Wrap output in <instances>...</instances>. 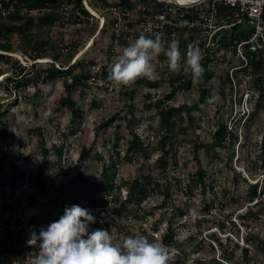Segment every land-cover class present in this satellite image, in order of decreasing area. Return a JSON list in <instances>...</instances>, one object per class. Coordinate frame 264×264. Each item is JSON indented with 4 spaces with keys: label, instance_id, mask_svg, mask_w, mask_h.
<instances>
[{
    "label": "trees",
    "instance_id": "trees-1",
    "mask_svg": "<svg viewBox=\"0 0 264 264\" xmlns=\"http://www.w3.org/2000/svg\"><path fill=\"white\" fill-rule=\"evenodd\" d=\"M14 0H9L12 3ZM92 2V1H91ZM108 3H114L122 5V8H126L125 15H131L132 12L139 10L138 15L151 14L157 11L163 10L167 5L164 1L158 0H98L96 5L92 6L98 10H101ZM223 13H230L231 10L226 6L220 5ZM26 9V10H25ZM22 10H25L23 13ZM31 10H37L36 13L31 14ZM78 12L80 14H78ZM142 13V14H141ZM187 18L190 19L192 14L197 15L196 7H190L186 10ZM92 16L90 11L85 7L83 0H16V11L7 17H0V64H11L14 66L15 71L6 77L5 80L0 81V85L4 84L6 89L14 85L17 89L26 88V86L34 83L38 86L49 85L57 80H61L64 84L65 95L59 100L61 107H66L72 113V122L81 119L83 111L78 105V99L74 97V90L80 88V95H84L88 88L94 87L101 92H113L117 89V84L113 81V91L109 90L107 86H99L92 81V77H103L110 79L111 67L114 57L111 53V43L107 42V47L103 52V56L97 59L90 54L87 56H78L74 62L70 64L69 60L64 58L65 54H70L72 57L75 53V48L79 45V41L67 42L65 38L54 39L53 37H44V34L49 33L58 28H65L68 23L81 24V27L88 23L90 20L88 17ZM91 25V24H90ZM96 25V26H95ZM92 26L99 27L98 23L92 24ZM111 25L106 26L100 31L98 36L102 33H109ZM250 30L245 28L241 30L239 25L233 29L224 30L222 32L221 49L208 53L205 43L201 37V29L196 28L195 33L187 31L182 28L180 31L179 50L182 54L181 64L182 70L179 73H172L169 69H165L159 74L161 77H167L171 90L163 97H157L155 90L160 86V79L158 80H146L144 78L138 79L130 91L127 93L132 100L137 93L135 86L141 82H145L149 87V91L146 93L145 106L147 109H155L156 113L160 117V128L163 131L160 138L155 142V135L143 136L136 130L139 124L143 122V118L138 116L134 110L131 112V116L128 119L127 127L129 130V136L117 132L114 139H104L102 134H97L96 139L91 146H84L80 151V164L85 165L91 157L92 146L99 149L96 153V158L101 162L102 172L99 179H95L85 175L83 172H79L78 176L71 182H62L57 187V194L49 192V186H55L58 177L48 175L52 166L62 167L67 163V157L65 156V145L48 146L42 142L43 156L39 165V168L35 174L28 173L26 171H17L14 167L10 177L2 168L4 167L5 154L10 155V149H6L5 153L0 157V184H7L8 179L14 186L17 184L25 183L29 187H37L38 191L47 197L57 210L55 221L58 220L65 211L66 207L72 205H79L83 208L91 210V214L96 217L97 222L90 225L92 230L102 228L99 220V216L93 210L108 206L109 202L105 198L104 193H113L115 198V204L112 206V212L118 216V220L115 218H109L105 227L108 228L110 233H115L118 242L127 235H144L150 236L147 227H143V224L138 226L137 232H134L132 228L138 221L147 219L150 215L154 214L153 210H162L168 205H171V189L168 183L163 182L161 175H166L169 167H174L179 164V147L184 140L183 136L189 133L191 126L194 124L199 130H202L201 118L196 117L194 112L200 110V102L204 101L208 96H212L216 92V88L209 83L214 77V73L209 69V65L215 60L220 52H223V60L225 63L228 61L227 71L223 78L228 82V87L220 89V93L227 99L230 96L231 107L233 105V96L238 92H242L240 102L245 100V95L248 93L249 98L246 102L250 106L249 113L245 110L240 118L236 121V117L233 119L236 121L233 127H230L231 119H223L219 122L218 127L209 132V140H199L194 145V157L199 164L197 170L189 174V183H184L183 179H176L177 187L180 188L183 184H186L185 190L193 193L196 185H200L203 190L208 187L213 189V183H207V171L202 165V159L200 153L204 151L209 157L214 160L218 158L217 154L212 153L216 151L218 147L229 148L227 142L235 148V145L239 141L240 132L239 126L244 123L247 129L250 127V122L255 116L264 110V48L252 50L249 45H244V53L247 57V62L244 59H236L237 47L240 42L246 40L249 37ZM109 37V34H108ZM172 41L165 43L167 46ZM94 43V41L92 42ZM190 46H198L203 55L202 66L204 68V74L202 78L197 79V84L200 89L199 101L194 104L183 103L175 106L171 104V101L175 99L179 91L191 90L194 83L193 77L190 73H185L183 67L185 66L186 55ZM16 49L27 56L29 59L35 62L31 65H24L21 59H18L12 55ZM232 51V54L229 52ZM207 52V53H206ZM90 53V52H89ZM218 53V54H217ZM222 55V54H221ZM85 56V57H84ZM50 57L53 61L45 63L41 59ZM235 58L238 62L236 65H232L230 60ZM166 60L167 58L161 54L158 60ZM57 62H60L58 64ZM168 62V61H167ZM233 67H237L233 69ZM0 74L2 70L0 67ZM252 75L255 76L252 87L248 86V81ZM253 78V77H252ZM111 80V79H110ZM94 101V100H92ZM95 104L97 102H94ZM233 108V107H232ZM6 109L2 108L0 103V124L7 125V122L2 120L6 114ZM120 113L113 114L110 118L103 121L98 130L103 128H109L115 121L120 119ZM187 122L190 123L187 124ZM192 123V124H191ZM243 125V126H245ZM118 130L121 125H117ZM37 131H41V128H36ZM77 128H73L72 132L75 133ZM66 137V134H62ZM99 136V137H98ZM99 138L102 139V145L99 146ZM124 141L126 145L124 146ZM111 144V145H110ZM263 147V159H264V142ZM107 148V151L105 149ZM109 148V149H108ZM107 152V155H106ZM154 152H159V156L153 166H149L146 170L140 171L133 179L124 180L120 177L119 166L123 160L128 162L139 161L142 157L149 159ZM58 155V159H51V154ZM264 166V163H263ZM158 171V175L155 174ZM45 175H48L50 180H47ZM238 179V175L235 176ZM264 183V182H263ZM260 187V182H248L247 197L249 201L257 200L253 205L258 204L260 206L263 201L261 197L264 194V184ZM127 188V195L123 198L122 190ZM161 193L165 196L164 202L156 204L149 212H143V203L150 198L152 194ZM226 194V192H224ZM68 196L70 199H67ZM41 197L33 195L31 197L32 204L38 205ZM19 202V201H18ZM250 206V205H249ZM174 210L178 213H174L168 218L167 227L162 234V243L168 248L176 244V229L174 227L178 222V217H183L188 214V209L180 206H175ZM263 209H254L249 207L248 210L240 215L242 220L250 217H259ZM167 213V212H166ZM165 212L163 214H166ZM130 217L134 218V223L127 222ZM204 215L198 220L197 226L200 227L207 219ZM137 221V222H136ZM235 221L229 217L228 223L226 220H220L218 222L219 227L224 230L228 227V224ZM31 224L34 226L35 232H38V227L43 223L38 222L36 217H32L26 224L29 227ZM159 224H156L153 228L156 232L160 230ZM221 231V230H220ZM257 236L249 233L246 235L245 240L249 244L256 239ZM210 239L213 246H220L222 251V258L216 257L211 259H205L206 264H227V262L236 263V254L234 249H229L230 237H227V241L224 242L218 231H212L210 233ZM261 242H263L261 240ZM25 236L23 228L17 226L12 228L10 221L6 226V231L3 233L0 239V258L2 255L13 254L18 260V264H25L26 254L24 253ZM239 246V243H237ZM184 254V253H183ZM242 259L237 264H251V255L249 246L242 247ZM204 263V264H205ZM169 264H184L182 260V254L178 253L175 259L169 261Z\"/></svg>",
    "mask_w": 264,
    "mask_h": 264
},
{
    "label": "rangeland",
    "instance_id": "rangeland-1",
    "mask_svg": "<svg viewBox=\"0 0 264 264\" xmlns=\"http://www.w3.org/2000/svg\"><path fill=\"white\" fill-rule=\"evenodd\" d=\"M96 5L98 0H91ZM139 14V10L135 9L132 12L133 16ZM142 14V13H141ZM96 26V25H95ZM85 23L81 24L68 23L65 28H58L44 34V37H53L54 39L65 38L67 42L79 41V45L75 48V53L71 57L70 54H65L64 58L72 64L78 56H87L99 59L103 56V52L107 47L108 31L98 36L97 27ZM94 41V43H92ZM90 52V53H89ZM14 57L21 59L24 65L31 66L35 61L25 56L21 50L16 49L12 54ZM224 54L215 57V60L209 65V69L214 73V77L209 81L216 88V99L213 100L208 96L204 101L200 102V110L194 112L196 117L201 118L202 130H199L194 124L191 126L189 133L183 136L184 140L179 147V164L174 167L171 165L166 175H161L163 182L168 183L171 189V205L166 206L162 210H153L152 215L147 219L136 221V225L132 228L137 232L138 226L143 224L147 227L150 236L149 240H160L162 242V234L167 227L168 218L174 213L175 206L188 209V214L183 217H178L176 229V244L172 245L169 250L171 259H175L177 254H182L184 264H204L205 259L216 257L222 258L220 246L213 243L210 239L212 231H218L224 242L229 240V249L235 250L236 263L227 262V264H237L242 259V247L249 246L251 255V264H264V194H262L263 202L260 206L253 205L257 200L249 201L247 197L248 182H260V187L264 182V159L263 147L264 142V110H261L254 119L250 122V127L247 129L244 120L242 127L239 126L240 138L235 148L229 142V148L218 147L212 153L217 154L218 158L212 160L204 151L200 153L202 165L207 171V183H213V189L208 187L203 190L200 185H196L193 193L185 190L186 184L180 188L177 187L176 179H183L184 183H189V174L194 173L199 164L194 157V145L199 140H209V132L218 127V124L223 119H231L230 127H233L235 122L240 118L241 111L248 110L246 99L241 103L240 97L242 92H238L233 96V105L231 107L230 96L224 99L220 93V89L228 87V82L224 81V74L227 71L228 61L223 60ZM84 56V57H85ZM89 56V55H88ZM46 62L53 61L52 58H43ZM43 59H41L43 61ZM237 59V58H236ZM235 58L230 60L232 65L238 64ZM60 64V62H57ZM156 69L160 74L168 68L166 60H157L155 62ZM2 74L0 81L5 80L11 75L15 69L11 64H0ZM253 77V78H252ZM248 81V86L252 87L255 78L252 75ZM149 80L147 78H144ZM160 86L155 90L157 97H163L171 90V85L167 77H161ZM193 87L191 90L179 91L172 105L178 106L183 103L194 104L199 101L200 89L197 84V79L193 78ZM133 87L117 86L113 92H101L98 89L91 87L87 89L86 94L80 95V88L74 90V97L78 99V105L83 111L81 119L72 122V113L66 107H61L60 98L64 96L65 88L61 80H57L49 85H36L31 83L26 88H15L11 85L6 89L4 84L0 85V103L3 109H6V114L2 120L7 122V125L0 124V157L5 153L6 149H10L11 154H5L3 172L11 175L16 167L17 171H26L35 174L39 168L42 156V142L48 146L65 145V156L67 163L62 167L52 166L48 175L55 174L58 177L55 186H49V192L56 196L57 187L62 182H71L79 174L83 172L85 175L99 179L102 172L101 162L96 158L98 148L92 146L91 157L85 165L80 164V151L84 146H91L96 139L97 134H102L104 139H114L117 132L129 134L127 127L128 119L131 116V111L134 110L138 116L144 120L136 127L139 134L155 135L156 140L160 138L163 131L160 128V117L156 110L147 109L145 106L146 93L149 87L143 81L135 89L137 93L131 100L127 94ZM248 97L249 95H245ZM244 96V97H245ZM94 100V101H92ZM94 102H97L96 104ZM119 112L121 118L112 124L109 128L98 130L99 125L110 118L113 114ZM236 117V121L233 119ZM187 124L190 125L189 122ZM192 124V123H191ZM117 125H121L118 130ZM245 125V126H243ZM40 127L41 131L36 128ZM73 128H77L75 133ZM65 133L66 137L62 134ZM99 137V136H98ZM99 146L102 145V139L99 138ZM111 145V144H110ZM126 141H124V146ZM109 149V148H108ZM107 151V148L105 149ZM107 155V152H106ZM159 152H154L149 159L141 158L139 161L128 162L123 160L120 164L119 174L124 180L133 179L140 171L146 170L149 166L155 164ZM51 159H58V155L51 154ZM158 171L155 174L158 175ZM48 175H45L47 180ZM238 175V179L235 176ZM8 179L7 184H0V239L6 231V226L10 221L12 228H23L25 243L24 253L26 254L25 264H29L28 255L33 251V248L27 245L31 231L34 230L33 224L29 227L26 224L32 217H36L38 222L46 226L52 221H55L57 214L56 208L50 202L49 198L38 191L37 187H29L25 183L17 184L16 186ZM264 184V183H263ZM226 192V194L224 193ZM41 197L38 205L32 204L31 197L33 195ZM123 198L127 195V188L122 190ZM67 199H70L66 196ZM165 196L161 193H155L143 203V212H149L156 204L164 202ZM19 201V202H18ZM250 205V206H249ZM249 207L254 209L262 208L263 211L259 217H250L242 220L240 215H243ZM166 214H163V213ZM204 215L207 220L197 226L198 220ZM235 221V224H228V227L222 230L218 222L226 220L228 223L229 217ZM127 222L134 223V218L130 217ZM159 224L160 230L154 231V226ZM42 226L38 227V232ZM221 230V231H220ZM249 233L257 236L253 242L249 244L245 240ZM261 240L263 242H261ZM239 243V246H237ZM184 253V254H183ZM0 264H18L15 255H2ZM206 264V263H205Z\"/></svg>",
    "mask_w": 264,
    "mask_h": 264
},
{
    "label": "clouds",
    "instance_id": "clouds-1",
    "mask_svg": "<svg viewBox=\"0 0 264 264\" xmlns=\"http://www.w3.org/2000/svg\"><path fill=\"white\" fill-rule=\"evenodd\" d=\"M161 54L167 58L170 72L182 70L178 41L166 46L160 33L141 34L114 57L110 79L121 87L131 86L141 78L158 80L155 62ZM202 60L201 49L190 46L183 71L194 79L202 78ZM211 98L215 100L216 94ZM96 222L90 209L66 207L58 220L42 226L38 234L31 231L27 245L36 251L29 253V264H169L170 250L160 240L127 235L118 242L116 234L107 229L92 230L90 225Z\"/></svg>",
    "mask_w": 264,
    "mask_h": 264
},
{
    "label": "built area",
    "instance_id": "built-area-1",
    "mask_svg": "<svg viewBox=\"0 0 264 264\" xmlns=\"http://www.w3.org/2000/svg\"><path fill=\"white\" fill-rule=\"evenodd\" d=\"M158 1L166 2L167 5L163 10L141 16L125 15L126 8L114 3H108L101 10L93 7L91 0H83V3L92 14L88 17L90 24H99L97 34L106 24L111 25L108 40L112 44V57L117 56L124 47L134 43L141 34L154 36L160 33L164 43L179 41L182 28L190 31L191 34L195 33L196 28H200L202 37L200 41L205 43L204 47L209 54L221 49L222 32L233 29L237 25L241 27V30L245 28L250 30L249 37L240 42L237 47L235 55L237 59H244L247 62L244 45H249L252 50L264 48V0ZM220 5L226 6L231 12L223 13L219 8ZM193 6L196 7L197 15L193 13L190 19H186L188 16L186 10ZM25 10L22 12L24 13ZM15 11L16 0L12 3H9V0H0V17H7ZM36 12L37 10L30 11L31 14ZM229 53L232 54V51ZM220 54L223 52L218 55ZM235 68L237 67H233ZM92 81L99 86H107L110 91H113L114 83L110 79L93 76ZM247 98L249 96H245V99ZM104 196L109 202L108 206L93 211L98 214L102 229L108 230L105 227L106 221L111 217L118 220V216L112 212V206L115 204L114 192L104 193Z\"/></svg>",
    "mask_w": 264,
    "mask_h": 264
},
{
    "label": "bare ground",
    "instance_id": "bare-ground-1",
    "mask_svg": "<svg viewBox=\"0 0 264 264\" xmlns=\"http://www.w3.org/2000/svg\"><path fill=\"white\" fill-rule=\"evenodd\" d=\"M182 1H187V0H182ZM44 62H46L44 59H43Z\"/></svg>",
    "mask_w": 264,
    "mask_h": 264
}]
</instances>
